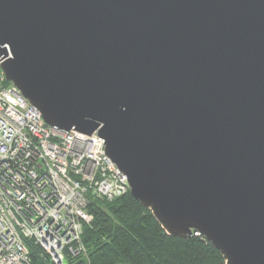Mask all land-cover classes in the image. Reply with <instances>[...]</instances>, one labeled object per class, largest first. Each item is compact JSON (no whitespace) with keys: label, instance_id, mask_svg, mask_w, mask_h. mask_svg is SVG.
<instances>
[{"label":"water","instance_id":"95a60500","mask_svg":"<svg viewBox=\"0 0 264 264\" xmlns=\"http://www.w3.org/2000/svg\"><path fill=\"white\" fill-rule=\"evenodd\" d=\"M0 59L167 234L264 264V0H0Z\"/></svg>","mask_w":264,"mask_h":264},{"label":"built area","instance_id":"2783aa9c","mask_svg":"<svg viewBox=\"0 0 264 264\" xmlns=\"http://www.w3.org/2000/svg\"><path fill=\"white\" fill-rule=\"evenodd\" d=\"M6 82L0 69V264H32L26 240L51 264H66L85 252L89 197H120L129 191L127 179L96 132L47 125Z\"/></svg>","mask_w":264,"mask_h":264},{"label":"trees","instance_id":"16d2710c","mask_svg":"<svg viewBox=\"0 0 264 264\" xmlns=\"http://www.w3.org/2000/svg\"><path fill=\"white\" fill-rule=\"evenodd\" d=\"M86 210L91 220L82 226L85 252L66 264H225L201 233L167 234L129 191L112 200L91 196ZM26 245L32 264H51L40 246L30 240Z\"/></svg>","mask_w":264,"mask_h":264}]
</instances>
